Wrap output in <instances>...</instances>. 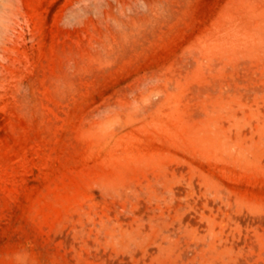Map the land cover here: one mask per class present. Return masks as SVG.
<instances>
[{
    "label": "rangeland",
    "instance_id": "obj_1",
    "mask_svg": "<svg viewBox=\"0 0 264 264\" xmlns=\"http://www.w3.org/2000/svg\"><path fill=\"white\" fill-rule=\"evenodd\" d=\"M0 264H264V0H0Z\"/></svg>",
    "mask_w": 264,
    "mask_h": 264
}]
</instances>
